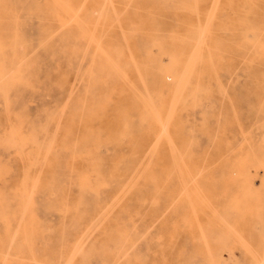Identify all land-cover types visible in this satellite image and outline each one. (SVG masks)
<instances>
[{
	"label": "rangeland",
	"instance_id": "374dc122",
	"mask_svg": "<svg viewBox=\"0 0 264 264\" xmlns=\"http://www.w3.org/2000/svg\"><path fill=\"white\" fill-rule=\"evenodd\" d=\"M0 40V264H264V0H0Z\"/></svg>",
	"mask_w": 264,
	"mask_h": 264
},
{
	"label": "bare ground",
	"instance_id": "6f19581e",
	"mask_svg": "<svg viewBox=\"0 0 264 264\" xmlns=\"http://www.w3.org/2000/svg\"><path fill=\"white\" fill-rule=\"evenodd\" d=\"M5 2V1H4ZM63 7H64V9H67L68 8V5L67 4H65V5H63ZM193 12V11H192ZM214 13V12H213ZM213 15V14H212ZM202 32H203V30H202ZM253 37V36H252ZM253 39V38H252ZM251 39V40H252ZM255 39V38H254ZM250 40V39H249ZM199 41V40H198ZM198 43V42H197ZM184 45V44H183ZM186 45V44H185ZM197 45V44H196ZM5 47H6V43L5 42H3V41H1L0 40V56H2V58L3 59H5V60H8V56L5 54V52H4V49H5ZM187 47V46H186ZM195 48H197V47H195ZM7 49V48H6ZM186 49V48H185ZM109 53V52H108ZM132 57V56H131ZM130 59H132V58H130ZM4 60V61H5ZM191 60V59H190ZM23 64V63H22ZM21 64V65H22ZM21 65H19V66H21ZM92 67V66H91ZM238 67V66H237ZM22 67H20V69H21ZM233 69H234V66H233ZM234 71V70H233ZM169 77H170V75H169ZM181 83V82H180ZM180 85V84H179ZM73 87V86H72ZM178 87H180V86H178ZM176 88H177V86H176ZM184 88V87H183ZM177 89H179V88H177ZM186 91H189L188 89L186 90ZM178 92V91H177ZM190 93V92H189ZM173 96H176V94L175 95H173ZM146 97V96H145ZM144 97V98H145ZM191 97V96H190ZM174 98V97H173ZM189 98V97H188ZM148 99V98H147ZM148 105V104H147ZM152 105V104H151ZM65 106V105H64ZM155 110V109H154ZM156 114H157V112H156ZM168 114H170V113H168ZM169 117V116H168ZM158 118V117H157ZM159 119V118H158ZM167 119V118H166ZM160 121V120H159ZM161 123V122H160ZM166 125H167V123H166ZM162 126V125H161ZM165 131V130H164ZM168 138V137H167ZM172 153V152H171ZM137 161V160H136ZM131 162V161H130ZM128 164V163H127ZM130 164V163H129ZM124 165V164H123ZM90 180V179H89ZM93 181V180H92ZM36 183H38L37 182V180H36V182H35V184ZM89 185V184H88ZM34 186V185H33ZM37 186V185H36ZM37 188V187H36ZM35 188V189H36ZM57 189V188H56ZM35 191V190H34ZM32 196H33V194H32ZM32 198V197H31ZM31 203V202H30ZM112 204V203H111ZM28 205V204H27ZM199 207V206H198ZM85 209V208H84ZM203 214V213H202ZM25 215V214H24ZM197 222H199V221H197ZM173 225H174V223H173ZM199 227V226H198ZM90 229V228H89ZM200 229V228H199ZM117 235V234H116ZM126 248V247H125ZM72 253H74V252H72ZM75 254V253H74ZM73 254V255H74ZM76 256V255H75ZM71 258V257H70ZM72 259H74V258H72ZM71 262H72V260H71Z\"/></svg>",
	"mask_w": 264,
	"mask_h": 264
}]
</instances>
